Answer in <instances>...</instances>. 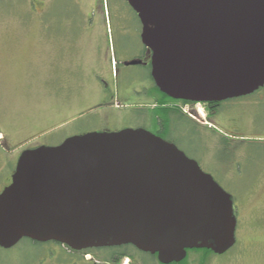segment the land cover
Returning <instances> with one entry per match:
<instances>
[{
  "label": "water",
  "instance_id": "obj_1",
  "mask_svg": "<svg viewBox=\"0 0 264 264\" xmlns=\"http://www.w3.org/2000/svg\"><path fill=\"white\" fill-rule=\"evenodd\" d=\"M174 100L220 103L264 88V0H126ZM135 64V63H133ZM234 201L198 163L144 130L88 133L24 152L0 194V248L133 246L159 263L236 244Z\"/></svg>",
  "mask_w": 264,
  "mask_h": 264
},
{
  "label": "rangeland",
  "instance_id": "obj_2",
  "mask_svg": "<svg viewBox=\"0 0 264 264\" xmlns=\"http://www.w3.org/2000/svg\"><path fill=\"white\" fill-rule=\"evenodd\" d=\"M104 1L105 16L96 0H0V194L10 184L24 152L137 124L139 112L132 108L117 110L110 118L107 111L99 116L87 112V104L97 98H91L93 90L97 91L93 68L104 74L105 82L113 88L119 70L121 83L129 76L152 85L148 72L139 67L108 65L106 59L107 66L101 68L105 54L115 49L119 56L125 46L127 58L144 50L140 21L126 2ZM88 13L92 16L89 20ZM188 105L196 116V107ZM200 109L203 116L197 119L180 112L203 127L216 126L220 136L207 130L195 132L191 125L178 124L172 115L164 120L183 150L201 158L203 170L234 201L236 245L225 255L207 254L208 264H264V88L223 104L215 123L204 105ZM147 114L141 111L143 117ZM235 129L243 134L230 136ZM225 133L230 137L221 140ZM131 252L135 264H142L138 257L158 264L148 255ZM203 255L190 253L185 264ZM104 256L101 252L74 254L63 245L40 246L29 239L9 250L0 248V264H107ZM122 264L132 263L125 259Z\"/></svg>",
  "mask_w": 264,
  "mask_h": 264
},
{
  "label": "flooded vegetation",
  "instance_id": "obj_3",
  "mask_svg": "<svg viewBox=\"0 0 264 264\" xmlns=\"http://www.w3.org/2000/svg\"><path fill=\"white\" fill-rule=\"evenodd\" d=\"M124 1L130 7L132 12L136 15V17L138 18L137 13L131 8L129 3L126 0ZM95 5L100 7L101 12L104 13V16H105V10H106L105 1L96 0ZM36 11L38 14H43L44 12V11L39 12L38 10ZM94 13L96 14L95 10L93 11L92 15H95ZM86 16L88 17V20L92 17L89 15V13ZM45 21L47 20L45 19ZM140 25H141V22H140ZM51 29H52V26H50V28L47 27L48 31H51ZM141 34H142V25H141V30H140V42L144 46V50H142L141 52H137L136 54H134L133 57L127 58L124 55V52L125 53L127 52V49H124L125 46L122 49H120L121 51L120 53H123V54L122 55L119 54V56H118L119 50L115 49L112 54H105L103 58L104 61H102V63L104 64L101 66V68H105L107 66V65L105 66L106 59H107L108 65H112V62H113L114 65L117 67L121 65H123L126 68L139 67L148 72L152 85L147 84L146 82H143V81H139L138 79L136 78L134 79L129 76H126V81L124 83H121L120 80H118L120 77V70H119L118 75H117V83L114 84L115 88H113L110 84H107V82H105L104 74H102L99 71H96V68H93L91 71V73H93V78H94L93 87H95L97 91L93 90V92L91 93V98L93 96L97 98L92 104H90L91 102L87 104V109L89 108L87 112H89L92 116H99L101 112L107 111L108 113L107 117L110 118L111 117L110 115L117 112V110H122L126 108H132L134 110H137L139 112L137 115L138 122L136 125H134V127H129V126L119 127L116 130H114L113 128H107V130H105L104 132L113 133V132H120L126 129L147 131L161 138L165 142L175 145L179 150L184 152L188 158L196 161L198 165L200 166V168L203 170L202 165L200 163L201 158L198 157L197 159V158L191 157L190 155H188V153H186L185 150H183V148L180 145L181 141L173 133L174 131L172 127L169 125L168 121L166 122L164 120V118L166 116L168 119V116L172 115L173 117L178 119V124L186 123L188 125H191L193 131L195 132H199V130H203V131L207 130L209 132H212L214 135H218V136H220V132L217 131L216 126L203 127L193 122L189 118L182 116L179 112L180 106L186 104L187 102L171 99L170 97L163 94L159 90V88L156 86L151 76L152 52L147 47H145V45L143 44ZM39 41H42V39H40ZM97 68H100V67L97 65ZM138 86H140V88ZM98 89H101V90H98ZM91 91H92V87H91ZM89 100H90V97H89ZM229 102H233V100L226 101V102H220V103L204 104L205 110L208 111V118L213 123L218 122L217 120L220 118L219 117L220 107L223 104L229 103ZM143 110H145L148 113L146 117L145 116L143 117L141 115V111ZM235 122L238 123V121H234L233 124H235ZM231 133L232 135L230 136H233V137H239V134H243L237 129L231 131ZM226 135L229 136V134L225 133V135L222 136L221 140H225ZM30 150H33V149H30ZM195 252L196 253L201 252L205 254L204 250H189L187 252V257L182 262L173 263V264H185L188 259L189 254L195 253ZM210 254L216 255L213 252ZM152 256L156 259L158 264H161L159 263L156 255H152ZM129 260L131 261L132 264H135L134 260L132 259H129ZM208 262H209L208 256L205 257L204 255L201 258L192 257L190 259V264H208ZM210 264H212V262ZM225 264H233V263H225Z\"/></svg>",
  "mask_w": 264,
  "mask_h": 264
},
{
  "label": "trees",
  "instance_id": "obj_4",
  "mask_svg": "<svg viewBox=\"0 0 264 264\" xmlns=\"http://www.w3.org/2000/svg\"><path fill=\"white\" fill-rule=\"evenodd\" d=\"M186 104H189V103L187 102ZM180 114L182 116H184L181 112H180ZM34 243L38 244L40 246L42 245L41 243H37V242H34ZM55 244L62 246L58 243H55ZM131 249L135 250L138 254L140 253L139 256L145 257L144 255H148L151 257V259L153 258L154 261L156 260L151 254L143 253V252L137 250L136 248H134L133 246H122V247H113V248H104V249H92V250H87V251H82V252L72 251L71 249H69V250H71V252L74 254H83V255L101 252V253H104V255H105L104 260L107 264H122L123 260H125V259H132V260L136 261L135 257L133 256V254L131 252ZM204 252H205V255H204L205 257L208 256L207 254L212 253V251H208V250H204ZM145 258L142 259L141 257L140 258L138 257L139 261H141L142 264H149V263H147V260H145Z\"/></svg>",
  "mask_w": 264,
  "mask_h": 264
},
{
  "label": "built area",
  "instance_id": "obj_5",
  "mask_svg": "<svg viewBox=\"0 0 264 264\" xmlns=\"http://www.w3.org/2000/svg\"><path fill=\"white\" fill-rule=\"evenodd\" d=\"M196 107V116H203V110L200 109V106L202 104H193ZM180 111L183 112L184 114L188 115L192 119H197L196 116L192 113L191 108L189 105H182L180 106Z\"/></svg>",
  "mask_w": 264,
  "mask_h": 264
}]
</instances>
